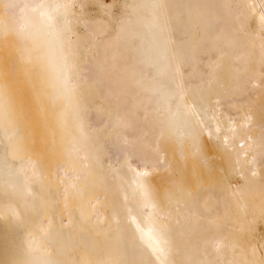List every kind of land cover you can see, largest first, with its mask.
I'll use <instances>...</instances> for the list:
<instances>
[{
	"label": "bare ground",
	"instance_id": "obj_1",
	"mask_svg": "<svg viewBox=\"0 0 264 264\" xmlns=\"http://www.w3.org/2000/svg\"><path fill=\"white\" fill-rule=\"evenodd\" d=\"M0 264H264V0H0Z\"/></svg>",
	"mask_w": 264,
	"mask_h": 264
},
{
	"label": "clouds",
	"instance_id": "obj_2",
	"mask_svg": "<svg viewBox=\"0 0 264 264\" xmlns=\"http://www.w3.org/2000/svg\"><path fill=\"white\" fill-rule=\"evenodd\" d=\"M51 70L54 72L57 78H62L66 73V57L58 37H55L53 40Z\"/></svg>",
	"mask_w": 264,
	"mask_h": 264
}]
</instances>
